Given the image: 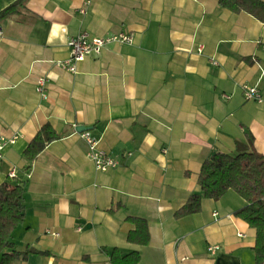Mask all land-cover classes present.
Segmentation results:
<instances>
[{
    "label": "crops",
    "instance_id": "crops-1",
    "mask_svg": "<svg viewBox=\"0 0 264 264\" xmlns=\"http://www.w3.org/2000/svg\"><path fill=\"white\" fill-rule=\"evenodd\" d=\"M15 1L0 0V11ZM22 1L0 21V138L18 137L3 149L0 182L24 187L11 240L30 249L11 264H112L115 248L138 251L137 264H254L255 230L235 216L246 201L234 190L174 214L212 154H236L250 138L264 154V106L242 95L245 84L264 95V23L218 0ZM82 32L132 42L62 69ZM47 122L60 138L29 161ZM81 127L120 165L98 171ZM130 216L146 220L147 244L128 241Z\"/></svg>",
    "mask_w": 264,
    "mask_h": 264
},
{
    "label": "trees",
    "instance_id": "trees-1",
    "mask_svg": "<svg viewBox=\"0 0 264 264\" xmlns=\"http://www.w3.org/2000/svg\"><path fill=\"white\" fill-rule=\"evenodd\" d=\"M221 7L234 13L245 12L264 23V0H218ZM23 6L17 0L0 11V21L17 14ZM60 135L50 123H44L24 150V156L34 161L44 148ZM249 144L236 154L216 152L203 161L197 179L198 192L175 211L182 218L201 210L202 197L219 199L227 190H234L246 204L237 209L235 216L246 221L255 230L254 264H264V154L258 152L252 138ZM240 147V145L238 144ZM22 184L0 182V264H11L25 257L30 249L18 251L11 240L12 232L24 221L25 203ZM135 225L128 233V241L145 245L149 241L145 219L127 217ZM138 251L121 254L116 248L111 252L112 264H137Z\"/></svg>",
    "mask_w": 264,
    "mask_h": 264
},
{
    "label": "built area",
    "instance_id": "built-area-1",
    "mask_svg": "<svg viewBox=\"0 0 264 264\" xmlns=\"http://www.w3.org/2000/svg\"><path fill=\"white\" fill-rule=\"evenodd\" d=\"M132 36L129 33L120 32L109 36H91L87 32H82L74 37H71L68 42L69 57L66 60L58 61L57 65L62 69L70 72H75L77 63L83 61L87 57L98 55L103 50L104 46L109 43H131ZM210 62L214 65L217 61L210 59ZM46 78H40L37 82V91L45 96L44 88L46 87ZM242 95L246 100H253L264 106V95L260 93L256 86L243 85ZM80 135L85 139L87 143V157L94 163L95 168L98 171H107L109 169L116 168L120 165L119 161L103 150L99 145V139L91 136L88 132L83 131ZM17 136L10 138H0V163L3 160V149L7 144H14L17 140ZM14 168L10 171L9 177H14ZM57 235V233H53ZM242 236V235H241ZM220 247L218 245H211L207 247L208 252L215 254Z\"/></svg>",
    "mask_w": 264,
    "mask_h": 264
},
{
    "label": "water",
    "instance_id": "water-1",
    "mask_svg": "<svg viewBox=\"0 0 264 264\" xmlns=\"http://www.w3.org/2000/svg\"><path fill=\"white\" fill-rule=\"evenodd\" d=\"M86 129V127H81V129L80 130H78V131H84Z\"/></svg>",
    "mask_w": 264,
    "mask_h": 264
}]
</instances>
